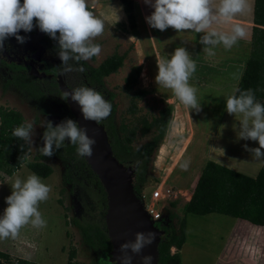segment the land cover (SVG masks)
Listing matches in <instances>:
<instances>
[{
	"label": "rangeland",
	"instance_id": "374dc122",
	"mask_svg": "<svg viewBox=\"0 0 264 264\" xmlns=\"http://www.w3.org/2000/svg\"><path fill=\"white\" fill-rule=\"evenodd\" d=\"M96 3L97 0H88L89 7H95ZM124 25H120L119 22L114 26L105 25L103 35L94 41L101 45V53L89 61H80L79 65L96 67L112 54L124 56L121 67L103 79L102 94L104 98L107 93L113 95L111 100L114 106L112 124L118 137L121 138L123 135L121 131L134 130L135 134L130 146L136 148L156 136L153 128L143 135L141 121L145 120L150 123L157 118L165 103L147 91V75L140 58L144 50L139 46L137 49L133 48V43L127 38L128 31ZM19 34L27 35L29 39L24 44H18L14 38L5 41V51L9 55L17 57L23 52L27 55L29 53L27 51L30 50L35 54L42 47L46 48L43 33L38 28H34L32 33L21 31ZM144 47L147 52V45L144 44ZM41 57L45 64L63 67L57 52L47 49ZM6 63V60L0 56V109L18 112L23 122H35L33 152L31 160L28 161L33 162L40 155L38 149L43 146L42 135L45 128L41 126L42 120H50L53 125L60 123V120L56 116L43 115L39 112L37 103L28 93L10 81V72ZM69 63L79 70L77 62L69 61ZM132 66H138L140 69L136 88L145 90L146 93L142 99H133L122 89L123 79ZM43 68L44 64L37 65V69ZM49 69H44L42 76H49L47 73ZM19 73L24 74L23 71ZM156 74L157 68L151 64L149 75L152 78L153 89L158 92L159 88L155 83ZM42 76L35 81L41 84ZM161 89L167 94L159 93L170 95L175 100L174 108H180L182 111H173L174 113L170 111L168 127L150 154L146 165L145 182L137 198L143 206L147 205L153 212L158 213L160 221L156 223L157 226L154 225L158 230H162V227L169 224L176 229L177 220L183 217L184 236L187 241L182 256L183 264H264V250L260 249L263 241L261 238H254L258 236H255V233L259 231L254 226L245 221L218 214L195 216L182 213L184 201L189 196L187 193L189 183L197 173L199 166L206 161H212L211 158L216 155L231 165L235 171L254 177L262 161L255 159L251 152L245 150L244 145H247L249 149L259 147V145L255 141L237 138L240 117L229 115L223 106L217 108L216 105H210L207 100L213 93L211 89L203 88L198 91L197 95L201 100L199 112L189 111L170 90ZM224 92L227 94L228 90ZM131 103L134 105L132 114L129 112ZM99 124H102V121ZM261 151L264 152V149ZM185 160L189 161L187 170L179 166ZM41 162L52 170L47 178L42 179L52 188L50 198L39 205L47 226L42 229L33 228L30 224L24 226L15 239L0 240V252L5 253L11 263L22 259L38 264H66L67 254L73 249L76 254L75 260L79 264H106V262L113 264L109 253L91 249L85 243L79 230V226L90 223L97 224L105 230L103 212L86 197L83 202L71 191L70 187L63 186L62 175L66 168L64 162L55 157ZM124 166L128 165L124 164ZM168 166L170 167L166 172ZM130 167L134 169L132 165ZM30 173L25 165H21L10 177L0 173V215L7 207L5 198L11 194L12 179L15 175L26 178ZM155 189L167 190L168 194L155 201L151 198ZM58 201L61 204H58ZM167 213L173 214L174 220L169 221ZM72 221H76V224ZM240 224L250 228L249 235L252 237L246 233L242 234L239 230ZM170 253L172 254L171 250Z\"/></svg>",
	"mask_w": 264,
	"mask_h": 264
},
{
	"label": "clouds",
	"instance_id": "9594fccd",
	"mask_svg": "<svg viewBox=\"0 0 264 264\" xmlns=\"http://www.w3.org/2000/svg\"><path fill=\"white\" fill-rule=\"evenodd\" d=\"M144 2L153 9L145 18L151 28L159 31L172 28L177 33H203L200 43L207 57L216 55L214 49L217 46L222 45L225 50H231L246 35L240 25H233L230 32L217 31L212 29V25L227 23L237 14L246 13L247 0H219L215 7L213 0ZM110 8L116 23L121 18L118 15L121 9ZM34 28L57 42V55L65 72L72 70L69 61L79 65L80 61H89L102 51L101 45L94 41L103 35L105 23L89 10L88 0H0V55L5 51V41L15 38L18 44H24L29 37L19 33H30ZM156 66L155 83L158 88L170 90L189 111L199 112L201 100L197 95L198 89L189 83L196 71V61L186 48L177 47L171 54L161 56L156 60ZM79 71H84L82 65H79ZM60 97L75 102L85 121L99 124L111 114V102L94 88L81 85L63 91ZM225 111L231 116L240 117L237 138L255 141L259 145L251 149L244 145L245 150L251 152L255 159L264 161V152L261 151L264 149V103L256 99L251 88L241 90L237 87L226 98ZM41 126L45 130L42 135L43 146L38 151L43 156L54 155L56 150L65 146L66 140L76 146L79 157L90 158L93 155L96 140L87 134L88 129L79 122L65 118L53 125L50 120H42ZM35 128L34 121H24L12 130V136L23 141L21 150L27 146L22 157L25 162L31 160ZM179 166L187 170L189 161L185 160ZM10 187L11 194L5 198L7 207L0 215V240L15 239L20 229L29 224L37 229L47 226L39 205L50 198L51 186L37 174L30 173L26 178L15 175ZM155 239L156 234L152 231L134 233V239L119 245L117 264H132L134 257L139 259V264H152V256L142 253Z\"/></svg>",
	"mask_w": 264,
	"mask_h": 264
},
{
	"label": "trees",
	"instance_id": "16d2710c",
	"mask_svg": "<svg viewBox=\"0 0 264 264\" xmlns=\"http://www.w3.org/2000/svg\"><path fill=\"white\" fill-rule=\"evenodd\" d=\"M119 3L127 27L133 29L135 18L132 1L119 0ZM89 10L92 11L90 7ZM252 25L249 58L236 88L238 87L241 90L251 88L256 95V99L264 103V0L253 1ZM43 39L50 51H58L55 40L44 33ZM123 58V55L112 54L96 67L80 64L84 68L83 72L76 70L77 67L74 66L71 71L65 72L63 67L50 66L42 60L41 63L44 64L42 71L46 68L50 69L47 72L49 76H44L41 84L37 83L35 79L20 74L21 68L15 67L13 64H6V67L10 72V81L28 93L37 103L39 112L43 115L56 116L61 122L65 118H73L64 105V100L60 97L62 94L57 90L53 76L59 73L66 86L71 89L85 85L102 93L103 79L115 73L121 67ZM42 71L39 75L40 78L44 75ZM139 73V67L132 66L123 79V92L130 94L133 99H142L146 93L145 90L136 88ZM5 83H7V80H5ZM112 98L111 93L106 94V100L111 102ZM133 110L134 105L131 103L129 112L132 114ZM113 112L114 106L112 105L111 114L102 121V124L109 139L113 157L122 164L134 167L133 192L138 197L140 188L145 182L146 165L150 154L156 142L162 138L168 127L170 108L165 104L158 117L150 123L145 120L141 121V133L144 135L149 129L153 128L156 131V136L136 148L130 146L131 139L135 134L134 130L121 131L123 135L121 138L118 137L112 124ZM21 123H23V118L18 112L0 109V173L10 177L21 165H25L31 173L45 179L52 173V170L41 161L55 157L66 164L62 175L63 186L70 187L71 191L83 202L86 197L94 203L97 209L104 213L106 209L104 191L82 157L77 155L76 146L65 142V146L56 150L51 157L40 154L33 162H25L22 157L24 152L27 151V146L21 150L20 145L23 144V141L12 136V130ZM121 130L124 129L121 128ZM58 204H61V202L58 201ZM182 213L183 215L195 216L218 214L245 221L253 226L264 227V161H262L253 178L212 161H206L196 179L189 200L182 207ZM167 219L169 221L174 220V215L167 213ZM72 222L76 224V221ZM161 229L163 236L160 237L157 245V264H179L177 252L184 241L183 217L177 220L176 229L170 224ZM79 230L85 243L91 249L102 253L110 251V244L105 230L97 224H85V226H79ZM170 248H174V253H170ZM75 258V251L71 249L67 254L66 264H79ZM0 264L38 263L22 259L11 263L8 256L0 252Z\"/></svg>",
	"mask_w": 264,
	"mask_h": 264
},
{
	"label": "crops",
	"instance_id": "0c3cea01",
	"mask_svg": "<svg viewBox=\"0 0 264 264\" xmlns=\"http://www.w3.org/2000/svg\"><path fill=\"white\" fill-rule=\"evenodd\" d=\"M131 1L133 5V15L135 18V27L133 29H129L127 27L125 16L122 12L119 0H97L95 7L90 8L95 15H98V17L104 21L106 26H114L113 24L115 23V16L113 15L112 9L110 7L121 9V11L118 13V15L121 17L118 22L120 25H124L125 23L124 28L128 31L127 38L129 41H131V43H133V48L137 49L139 46L144 50V53L141 55V57H139L141 58V62L144 65L143 69H145V73L147 75V91H149L153 96L160 98L166 105H168L172 113L176 111H182L180 108H174L175 100L170 95H162L159 93H163L161 88L158 89V92L153 89L152 78L150 77L149 73L150 65L153 64L156 66V60H159L161 56L171 54L177 47H185L186 50L191 54V57L196 61V71L190 78L189 83L194 85L198 91L203 88L211 89L213 93L210 99L207 100L208 103L213 106L216 105L217 108H221L222 106L225 107L226 98L236 88L244 70L245 64L249 58L250 36L253 26L252 11L254 0H247L248 10L246 13L237 14L227 23L221 22L212 25V29L220 32H230L233 25H240L246 31L245 37L239 39L237 44L234 45L231 50H225L222 45L217 46L214 49L216 53L214 57H207L203 52L204 46L200 43V37L203 35V33L197 34L191 31L177 33L172 28H168L165 31H159L157 29L151 28L146 23L145 18L151 14L153 9L148 4H146L144 0ZM218 4L219 0H213V7L217 6ZM144 44L147 45V52L145 51ZM225 90H228L227 94L224 92ZM163 94L167 93L165 92ZM211 160L220 166L235 171L231 165H228L216 155H214ZM204 164L199 166L197 173L194 174L192 181L189 183V189L187 190L189 196L185 199L184 203L189 200L196 179L199 176ZM169 167L170 166L166 168V172H168ZM240 225L241 228L239 230L242 231V234L246 233L249 235L250 228H247V226L244 224ZM254 227L259 230L258 233H255V236H258L254 238L262 239L263 242H261V244L263 246L260 247V249L263 248L264 250V227ZM249 236L252 237V235ZM186 243L187 241L184 236V241L177 252L179 264H183L182 256L186 248ZM170 250L172 253L175 251L174 248H170Z\"/></svg>",
	"mask_w": 264,
	"mask_h": 264
},
{
	"label": "water",
	"instance_id": "95a60500",
	"mask_svg": "<svg viewBox=\"0 0 264 264\" xmlns=\"http://www.w3.org/2000/svg\"><path fill=\"white\" fill-rule=\"evenodd\" d=\"M43 51V50H42ZM40 50L35 55V60L31 59L23 68L24 74L35 78L37 70L32 65L40 61ZM57 90H72L62 80L59 73L53 76ZM64 104L72 116L73 120L79 122L88 129V135L95 138L96 144L93 146V155L90 158H82L91 172L98 179L105 197L106 209L102 214L104 218L105 233L110 244L108 252L113 264H117V251L120 244L134 239V233L152 231L156 234V239L152 245L143 250L144 255L152 256V264H157V245L163 236V231L158 230L152 218L143 209L141 201L133 192L134 169L130 166L118 162L112 155L109 139L102 124L82 119L79 106L69 100H64ZM132 264H139V259L135 258Z\"/></svg>",
	"mask_w": 264,
	"mask_h": 264
},
{
	"label": "flooded vegetation",
	"instance_id": "af4514ba",
	"mask_svg": "<svg viewBox=\"0 0 264 264\" xmlns=\"http://www.w3.org/2000/svg\"><path fill=\"white\" fill-rule=\"evenodd\" d=\"M12 39V38H11ZM13 40V39H12ZM15 40V38H14ZM16 41V40H15ZM46 48L42 47L40 49V61L36 64H33L32 66L35 67V69L37 70V76L34 79H37L39 77V75L41 74L42 69H37V65H41V61H42V55L46 52V50L48 49L47 45H45ZM43 50V51H42ZM29 52L26 55V52L21 53L19 56L17 57H13L11 55H9L6 51H4L2 53V55H0L2 58H4L6 60V64H13L15 67H19L21 68L20 71H23L24 66L31 60V59H35V55H34V51H27ZM32 56V57H31ZM31 57V58H30ZM44 78V76H42Z\"/></svg>",
	"mask_w": 264,
	"mask_h": 264
},
{
	"label": "built area",
	"instance_id": "2783aa9c",
	"mask_svg": "<svg viewBox=\"0 0 264 264\" xmlns=\"http://www.w3.org/2000/svg\"><path fill=\"white\" fill-rule=\"evenodd\" d=\"M162 191H164V193ZM167 194H168V191L167 190L155 189L152 192V194H151V198L156 201L157 199H159V197H164V195H167ZM143 209L152 218L153 224L155 225L158 222V219H159L158 213L153 212V210L150 209V208H148L147 205L146 206H143Z\"/></svg>",
	"mask_w": 264,
	"mask_h": 264
}]
</instances>
